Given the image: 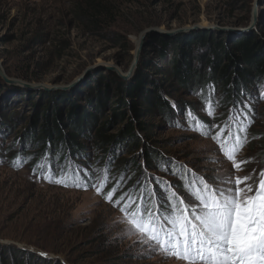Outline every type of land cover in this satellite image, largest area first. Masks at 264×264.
Returning <instances> with one entry per match:
<instances>
[{
	"label": "rangeland",
	"instance_id": "374dc122",
	"mask_svg": "<svg viewBox=\"0 0 264 264\" xmlns=\"http://www.w3.org/2000/svg\"><path fill=\"white\" fill-rule=\"evenodd\" d=\"M80 1L0 0V264H177L158 252L142 256L143 250L133 247L135 237L125 238L117 225L121 214L94 189L64 187L43 176L68 178L72 167L90 161L99 177L110 156L112 180L123 176L127 188L151 178L179 187L178 178L165 169L167 161L206 177L212 173L205 169H229L226 160L222 166L202 162L213 142L190 130L178 112L186 105L198 109L201 93L207 96L214 88L215 122L232 115V100H225L215 77H207L209 68L201 69L206 76L202 85H183L156 55L148 54L143 64L142 53L137 60L136 52L142 37L151 35L179 39L203 32L215 38L227 34L230 40L257 35L264 41V1L106 0L118 14L112 26L100 31L90 30L76 16ZM150 29L155 31L145 34ZM108 73L129 84L142 77L149 91L162 85L171 111L165 116L144 114L141 121L149 129L138 132L139 143L118 142L105 153L94 139L96 129L106 123L107 133L119 137L133 116L131 108L117 104L115 87L102 77ZM243 91L257 99L251 103L247 142L238 156L251 161L241 176L264 166V78ZM101 99L104 105L98 107ZM54 104L65 123L63 131L77 134V143L61 144L52 138L44 151L36 140ZM71 106L94 121L72 126ZM115 111L125 117L120 119ZM133 162L138 163L135 170Z\"/></svg>",
	"mask_w": 264,
	"mask_h": 264
},
{
	"label": "snow or ice",
	"instance_id": "6c2138e0",
	"mask_svg": "<svg viewBox=\"0 0 264 264\" xmlns=\"http://www.w3.org/2000/svg\"><path fill=\"white\" fill-rule=\"evenodd\" d=\"M240 96L233 97L232 115L222 123L214 119V88L207 96L201 93L198 109L186 105L178 110L190 130L213 142L202 162L222 166L226 160L227 170L208 168L204 171L212 175L206 177L167 161L165 169L178 178L179 187L151 178L127 188L123 176L112 180L110 156L99 177L89 161L72 167L68 178L53 180L51 173L43 178L64 187L94 189L121 214L117 225L125 238L135 237L133 247L141 248L142 256L158 252L175 258L177 264H264V166L241 176L251 161L238 159L247 142L251 103L257 97L243 90ZM49 167L54 170L55 165Z\"/></svg>",
	"mask_w": 264,
	"mask_h": 264
},
{
	"label": "trees",
	"instance_id": "16d2710c",
	"mask_svg": "<svg viewBox=\"0 0 264 264\" xmlns=\"http://www.w3.org/2000/svg\"><path fill=\"white\" fill-rule=\"evenodd\" d=\"M75 5L76 16L80 21L86 22L90 30L107 29L116 22L118 10L106 0H81ZM230 39L232 38L227 34L215 38V35L203 32L179 39L151 35L146 38L142 49V63L145 64L146 56L152 53L170 66L174 80L189 86L202 85L206 76H203L201 69L208 67L207 77L210 75L215 77V81L219 82L226 95L225 100L233 101L234 96L239 99L241 90H249V86L256 85L264 78V41L257 35H243ZM197 63L199 67L196 66ZM102 77L115 87L118 93L117 104L123 108H131L133 113L119 137L107 133L106 123L96 129L94 139L105 153L109 152L110 146L118 142L126 145L139 143L138 132L146 133L149 129L148 124L141 121L144 114L152 116L160 113L165 116L166 110L171 111V105L162 94L164 90L162 85L160 87L155 85L157 88L149 91L142 77H138L131 84L122 83L115 73H108ZM141 103L145 105L144 108L139 107ZM103 105L102 99L97 102L98 107ZM76 110L75 106L69 108L72 126L77 125L81 128L94 121V117L87 119ZM115 116L120 119L125 117L123 112L116 111ZM45 120V125L36 140L44 145L42 148L44 151L50 148L52 138L54 142L58 141L61 144L77 143V134H67L63 131L65 123L56 104L46 111ZM133 165V169H137L138 163Z\"/></svg>",
	"mask_w": 264,
	"mask_h": 264
},
{
	"label": "water",
	"instance_id": "95a60500",
	"mask_svg": "<svg viewBox=\"0 0 264 264\" xmlns=\"http://www.w3.org/2000/svg\"><path fill=\"white\" fill-rule=\"evenodd\" d=\"M258 16V9L254 10V18L256 19ZM155 30L153 29H150L148 31L145 32V34L147 33H151V32H154ZM144 44H145V38L144 36L142 37V40L140 41L139 45H138V48H137V53H136V59L138 60L141 53H142V49L144 47ZM135 69V66L132 68V71L133 72ZM111 70L114 71V72H117V68L116 67H111ZM89 71H87L86 73H84L80 78H78V80H76L72 85H75L77 84L81 79H83L84 77H86L88 75ZM132 76V73H130L129 75H127L125 78L128 79Z\"/></svg>",
	"mask_w": 264,
	"mask_h": 264
},
{
	"label": "bare ground",
	"instance_id": "6f19581e",
	"mask_svg": "<svg viewBox=\"0 0 264 264\" xmlns=\"http://www.w3.org/2000/svg\"><path fill=\"white\" fill-rule=\"evenodd\" d=\"M137 53V52H136Z\"/></svg>",
	"mask_w": 264,
	"mask_h": 264
}]
</instances>
